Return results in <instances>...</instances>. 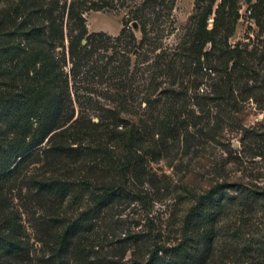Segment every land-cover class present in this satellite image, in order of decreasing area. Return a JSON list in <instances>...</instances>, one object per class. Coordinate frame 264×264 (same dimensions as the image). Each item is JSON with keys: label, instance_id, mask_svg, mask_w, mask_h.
<instances>
[{"label": "trees", "instance_id": "trees-1", "mask_svg": "<svg viewBox=\"0 0 264 264\" xmlns=\"http://www.w3.org/2000/svg\"><path fill=\"white\" fill-rule=\"evenodd\" d=\"M198 1L210 4L199 7V25L188 48L190 59H173L167 64L165 70L170 86L156 99L153 97L159 84L153 79L149 86L146 100L150 117L154 119V135L158 136L151 146L145 123H130L120 117V113L134 108L133 103L139 98L129 60L122 62L123 59L118 61L111 56L104 65H100L98 59L90 60L105 41V51H108L111 42L118 39L103 34L89 35L77 6L70 4L68 7L66 0H0V251L5 264L22 258L18 256L23 250L22 224L8 194L20 191L26 173L39 165L43 157L58 161L79 158L82 166H100L96 174L78 183V189L86 193L99 212L127 198L146 203L142 194L132 191L125 194L127 183L123 180L130 177L135 187L136 183H144L149 176L148 155H160L169 142L187 141L195 134L217 136L225 129L224 122L235 118L233 114L239 112L237 107L242 100L233 82L236 76H243V59L238 50L231 48L229 39L236 29L243 0H221L215 21L223 15L222 28L218 31L215 27L211 32L207 29L208 20L218 0ZM66 16L69 19L79 17L80 38L87 36L84 48L77 42L78 36L71 39L69 73L57 51L65 49L63 23ZM207 43L211 45L209 54L214 59H203V56L208 57L203 54ZM154 75L153 72L152 77ZM106 77L113 81V92L108 97L116 109L106 110L102 123L90 122V127L80 125L81 119L73 120V96L80 100V91L86 90L83 86L86 81ZM185 78L189 83H184ZM206 78H210L211 83L205 90L201 87ZM190 89L195 90V99L201 100L198 101L201 112L204 113L208 105L213 106L212 125L199 126L196 120L200 116L187 110L185 96ZM163 96L164 104L159 107ZM28 182L40 204H49L44 207L51 213L54 209L50 203L54 202L52 199L66 200L78 195L74 194L72 183L62 176H43L38 180L31 176ZM220 188H214L205 199L213 201ZM256 200V193H243V210L253 211ZM199 204L205 203L202 200ZM192 213L184 221V235L178 243H165L151 235L137 233L124 240L123 254L129 252V244L135 248L133 264H212L214 257L209 245L198 254L192 236L195 226ZM90 214L82 213L66 225L59 224L55 213L50 216L49 232L41 239L52 250L47 263L71 264L74 254L76 264H111L107 258L97 255L90 263L92 256L87 236L95 233V215ZM58 226L59 232H56ZM145 248L148 257L140 261L136 252Z\"/></svg>", "mask_w": 264, "mask_h": 264}, {"label": "rangeland", "instance_id": "rangeland-1", "mask_svg": "<svg viewBox=\"0 0 264 264\" xmlns=\"http://www.w3.org/2000/svg\"><path fill=\"white\" fill-rule=\"evenodd\" d=\"M66 1L68 7L70 4L77 6L89 35L103 34L118 39L111 42L108 51H105V41L90 60L98 59L100 65L111 56L114 60L123 59L122 62L129 60L139 98L133 103L135 107L120 113V117L130 123H145L150 145L154 146L158 136L154 135V119L150 117L146 100L149 86L153 79L159 84L153 99L169 88L167 64L173 59H190L188 48L199 25V7H207L210 3L198 0ZM220 3L221 0L216 2L209 17V32L215 27L218 31L222 28L223 15L215 21ZM250 10L252 14H249ZM238 14L236 29L229 39L231 48L238 50L243 59V76H236L233 82L236 94L242 100L237 107L239 112L233 114L235 118L224 122L225 129L217 136L195 134L187 141L169 142L160 155H148L149 176L145 182L136 183L135 187L130 177L123 180L127 183L125 194L130 191L142 194L146 203L127 198L126 202H117L99 212L86 193L78 189V183L96 174L100 166H82L79 158L77 161H58L43 157L39 165L26 173L20 191L8 194L23 229V250L18 256L22 258L13 264H49L46 261L51 259L52 250L41 239L49 232L48 222L54 213L59 224L65 225L82 213L95 215V233L87 236L92 256L90 263L97 255L107 258L111 264H133L135 248L128 244L130 250L124 255L125 239L143 233L165 243H178L184 235V221L192 211L195 223L192 236L198 254L209 245L214 257L212 264H264V0H243ZM79 17H65V49L57 50L68 73L71 69L68 54L71 39L80 38L82 31ZM134 24L138 25L137 29ZM77 42L84 48L87 36H81ZM210 52L211 45L207 43L203 54L208 57L203 56V59H214ZM88 81L83 84L86 90L80 89V100L73 96V120L81 119L80 125L90 127V122L102 123L104 112L115 110L116 105L108 97L113 92V81L107 77ZM189 81L185 78L184 83ZM204 83L201 88H210V78ZM194 94L195 90L190 89L185 96L187 110L200 116L196 120L199 126L212 125L213 106L208 105L206 111L201 112L198 105L201 100L195 99ZM161 101L159 107L164 104V96ZM31 176L34 180L43 176H62L72 183L74 194L77 192L78 195L66 200L52 199L54 204L50 203L54 209L51 213L44 207L49 204H40V199L34 195L35 190L28 182ZM217 187H221L220 192L213 201L205 199ZM243 193L257 194V205L250 213L243 210ZM200 198L205 204H199ZM59 228L55 231L59 232ZM146 251L145 248L136 252V258L146 260ZM71 260V264H76V255L72 254ZM4 261L0 251V264H5Z\"/></svg>", "mask_w": 264, "mask_h": 264}, {"label": "water", "instance_id": "water-1", "mask_svg": "<svg viewBox=\"0 0 264 264\" xmlns=\"http://www.w3.org/2000/svg\"><path fill=\"white\" fill-rule=\"evenodd\" d=\"M138 25L137 24H134V28L137 29Z\"/></svg>", "mask_w": 264, "mask_h": 264}, {"label": "built area", "instance_id": "built-area-1", "mask_svg": "<svg viewBox=\"0 0 264 264\" xmlns=\"http://www.w3.org/2000/svg\"><path fill=\"white\" fill-rule=\"evenodd\" d=\"M249 14H251V11H249Z\"/></svg>", "mask_w": 264, "mask_h": 264}]
</instances>
